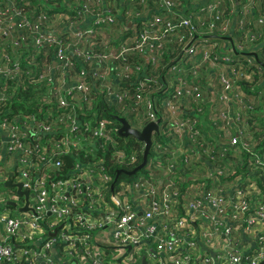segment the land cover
<instances>
[{
	"label": "built area",
	"instance_id": "1",
	"mask_svg": "<svg viewBox=\"0 0 264 264\" xmlns=\"http://www.w3.org/2000/svg\"><path fill=\"white\" fill-rule=\"evenodd\" d=\"M250 51L264 63V0H0V264L264 262ZM41 86L47 112L14 109ZM116 117L158 125L130 179L108 163L137 166L144 144Z\"/></svg>",
	"mask_w": 264,
	"mask_h": 264
},
{
	"label": "trees",
	"instance_id": "2",
	"mask_svg": "<svg viewBox=\"0 0 264 264\" xmlns=\"http://www.w3.org/2000/svg\"><path fill=\"white\" fill-rule=\"evenodd\" d=\"M164 73H165V69H163V71H162L163 75H165ZM45 88H46L45 86H41L39 89L36 90L34 88L28 87L27 90L20 91L17 94V98L20 99L21 101H17L13 104L14 109L15 110L25 109L26 111H31L33 109L37 110L38 108H41V109H38L40 111V113L47 112V110H49L51 108V106L50 105L48 106L45 103H43V98H42L43 96L41 94V91L45 90ZM98 113L99 114L101 113L100 106L98 107ZM110 115L111 114L108 113L109 117H110ZM168 138H169L168 134H165V135H159L155 139L159 141V143L162 145V147H166L167 146L166 143L168 142ZM123 139H124L123 137L118 136V140L120 143H121V141H123ZM125 141H126V145L128 148L137 147V148H139V150L142 148V143L135 138L127 137V138H125ZM152 149L153 148H150V154L152 153ZM79 155L82 156L83 152L80 151ZM142 156H143V153L140 151L139 155H138V161L135 165H138L142 161ZM107 159H108V156H107ZM62 160L64 162V165L62 167V169L64 171H66L72 167V165H73V158L72 157L65 155V156H62ZM108 165L110 167L111 174L115 177L116 172L118 170V167L112 166L110 163H108ZM133 166L134 165L128 166L125 168H126V170H131L134 167H136V166H134V167ZM121 178L130 179L132 177L127 176L125 174H120L116 179L119 180Z\"/></svg>",
	"mask_w": 264,
	"mask_h": 264
},
{
	"label": "water",
	"instance_id": "3",
	"mask_svg": "<svg viewBox=\"0 0 264 264\" xmlns=\"http://www.w3.org/2000/svg\"><path fill=\"white\" fill-rule=\"evenodd\" d=\"M210 37H214V35H208ZM225 39L231 40V37H223ZM243 55H251L255 58V60L263 67L264 69V63L259 59L257 53L255 51H250V52H245L242 53ZM118 122L120 123V126L118 128V135L121 137H134L140 142L144 144V150H143V156H142V161L133 169L131 170H124V169H118L116 172V178L120 174H125L127 176H133L137 171L141 170L142 167L145 165L147 156L149 154L150 147L152 145V132L154 131L155 133H158V125L156 122H148L141 130H137L134 128H131L129 126V123L126 121L125 118L123 117H116ZM0 173L3 174L4 176L7 177L8 175V180L4 182L5 186H12L14 185L11 181L12 178V173L7 171L4 168H0ZM17 187V194H24L25 196V204L23 207L19 208L20 211H26L29 209L28 207V192L21 190V184H15ZM54 252V250H53ZM260 264H264V262H261Z\"/></svg>",
	"mask_w": 264,
	"mask_h": 264
},
{
	"label": "rangeland",
	"instance_id": "4",
	"mask_svg": "<svg viewBox=\"0 0 264 264\" xmlns=\"http://www.w3.org/2000/svg\"><path fill=\"white\" fill-rule=\"evenodd\" d=\"M2 187V186H1ZM2 188H4V187H2Z\"/></svg>",
	"mask_w": 264,
	"mask_h": 264
}]
</instances>
